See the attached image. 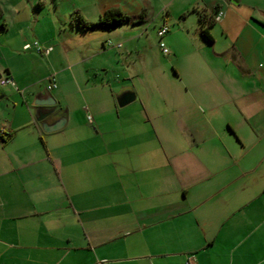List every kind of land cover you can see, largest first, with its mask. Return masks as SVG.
<instances>
[{"label":"crops","instance_id":"0c3cea01","mask_svg":"<svg viewBox=\"0 0 264 264\" xmlns=\"http://www.w3.org/2000/svg\"><path fill=\"white\" fill-rule=\"evenodd\" d=\"M214 2L224 14L213 15V41L189 39L188 49L168 26L181 61L173 83L149 71L148 85L122 88L114 76L94 84L100 101L86 102L80 86L91 72L76 67L92 60V45L75 53L68 41L60 49L45 40L56 83L65 74L84 99L57 83L63 110L49 120L67 122L45 133L32 103L49 85H38L37 50L24 49L28 18L0 0V32L12 25L6 13L23 23L20 53L10 37L1 48L17 60L0 62L1 78L14 81L0 85V264H184L190 255L197 264H264V13ZM111 8L121 9L103 4ZM125 89L137 98L120 108Z\"/></svg>","mask_w":264,"mask_h":264},{"label":"rangeland","instance_id":"374dc122","mask_svg":"<svg viewBox=\"0 0 264 264\" xmlns=\"http://www.w3.org/2000/svg\"><path fill=\"white\" fill-rule=\"evenodd\" d=\"M228 1L234 5L233 0ZM13 2L14 5H16L15 2L19 4L18 7L28 18V25H25L24 22L23 35L25 38H30V42L36 41L42 48L47 49L46 44L48 43H45V40H50L52 42L50 46H56L57 43L61 49L68 41L69 46L75 49V53H78L79 47L85 43L92 45L91 50L95 54L92 60L76 66L78 70L83 71L86 67L91 72L89 77L82 78L84 83L89 86H80L88 103L104 98L103 89H96L94 84L107 81L108 78L111 79L114 76L118 77L120 83L124 85L122 88L148 85L150 83L149 71L158 72L161 75V83H173L170 78L175 74L176 67L181 68V61L175 60L174 49H172V44L173 47L174 44H177V38H173L169 33L161 40L158 37L159 29L166 24L172 33L182 31L183 36L178 38V42L182 41L189 49L191 46L189 39L193 41V39L196 40L203 36L198 9L207 8L216 18L219 15L218 3L214 0H13ZM242 2L243 5L253 6L260 10L259 12L264 13V0H242ZM103 4L118 5L126 15L133 18V22L112 29H97L87 32L80 30L76 24L79 15H82L87 22H99L100 16L104 13ZM221 11L224 13L223 7H221ZM6 18H8L7 22L12 25H9L7 31L0 32V44H2L0 46V62L1 59L16 62L17 58H11L10 52H4L5 50L1 48L9 46L6 45V40L10 37V39L12 38L10 43L13 45L10 46L17 48L18 51H15L20 53L21 47L18 48L20 44L15 36L21 32L19 27L23 23L20 19L14 22L9 13H6ZM54 38L56 41L52 40ZM161 42H164L168 50L167 53L161 47ZM109 43L112 44L105 47V44L109 45ZM27 53H32V51ZM34 53L38 55V58H35L39 64L36 73L38 85L47 86L49 85L47 79L55 74V71L48 64L44 52L42 54L37 50ZM74 54L70 58L72 63L76 62ZM186 60L187 58L184 59L185 64ZM65 62L66 60L61 56L55 61L61 67ZM103 68H108L110 74L107 75ZM136 72L143 75L137 77ZM87 78L88 80H86ZM63 79L65 80V74L61 76V82L58 77V86L61 88V85L65 84L66 91L71 92L72 98L82 105L83 95L74 93L76 87L67 86ZM92 87L94 90H89Z\"/></svg>","mask_w":264,"mask_h":264},{"label":"water","instance_id":"95a60500","mask_svg":"<svg viewBox=\"0 0 264 264\" xmlns=\"http://www.w3.org/2000/svg\"><path fill=\"white\" fill-rule=\"evenodd\" d=\"M233 3L238 4L239 0H233ZM136 98L133 89H125L116 95V101L120 108L130 105ZM32 105L36 108L37 120L45 133L57 132L65 126L66 116H62L56 123H50L49 119L57 116L63 109L48 88L34 98Z\"/></svg>","mask_w":264,"mask_h":264},{"label":"trees","instance_id":"16d2710c","mask_svg":"<svg viewBox=\"0 0 264 264\" xmlns=\"http://www.w3.org/2000/svg\"><path fill=\"white\" fill-rule=\"evenodd\" d=\"M200 16V21L202 23L201 33L209 40L213 41V37L209 32V28L215 24V18L213 15H208L204 11H198ZM3 12L0 8V21H3ZM133 22L131 16L126 15L119 8H111L105 11L101 16L99 22H87L82 15H79L76 24L85 31L97 30V29H112L117 26L124 25L126 23ZM6 24L3 22L1 24V29H5Z\"/></svg>","mask_w":264,"mask_h":264},{"label":"built area","instance_id":"2783aa9c","mask_svg":"<svg viewBox=\"0 0 264 264\" xmlns=\"http://www.w3.org/2000/svg\"><path fill=\"white\" fill-rule=\"evenodd\" d=\"M219 11V15L218 17L222 16L224 13L223 11L221 10H218ZM169 32V27L168 26H164L162 28L159 29L158 31V37L162 40L164 39L165 35ZM121 46V45H119ZM161 47L163 48L164 52H168V50L166 49L165 47V44L164 42H161ZM32 48H35L37 49L38 51L40 52H49L50 49H47V50H44V48H42V46L38 43V42H30V43H27L25 46H24V49H32ZM49 80V86H48V89L51 91L53 89H55L57 87V83H56V78L54 75L50 76L48 78ZM14 84V81L13 79L9 78V77H5V78H1L0 79V85L2 86H7V85H12ZM88 120L90 123L93 122V117L90 115L88 117ZM184 264H197V261H196V257L194 255H190L186 258Z\"/></svg>","mask_w":264,"mask_h":264}]
</instances>
